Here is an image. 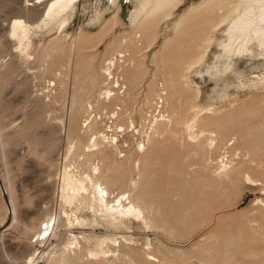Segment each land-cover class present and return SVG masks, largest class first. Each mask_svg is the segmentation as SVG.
<instances>
[{
    "label": "rangeland",
    "instance_id": "rangeland-1",
    "mask_svg": "<svg viewBox=\"0 0 264 264\" xmlns=\"http://www.w3.org/2000/svg\"><path fill=\"white\" fill-rule=\"evenodd\" d=\"M47 1L0 0V264H264V35L220 45L244 1ZM95 164L141 217L64 188Z\"/></svg>",
    "mask_w": 264,
    "mask_h": 264
},
{
    "label": "bare ground",
    "instance_id": "bare-ground-1",
    "mask_svg": "<svg viewBox=\"0 0 264 264\" xmlns=\"http://www.w3.org/2000/svg\"><path fill=\"white\" fill-rule=\"evenodd\" d=\"M39 1L40 0H33L34 3H38ZM75 1L76 0H48L45 5L44 11L42 13L43 21L46 19L57 18L58 16H61V14L66 9L71 7ZM243 1H244L243 5H241V7L236 6L233 9L234 12H236V15L234 19L230 21L229 26L226 29V32H225L226 33V43H224L223 41L220 42L222 50L226 53L228 57L234 53H238V52L241 53V52L247 51L248 43L251 40L255 39L259 43H263L264 0H243ZM170 2L171 0H152V1L144 0L141 7L139 8V11L144 12L145 8L148 6L146 10L148 14H152L154 12L156 13V11L168 5ZM212 4H213V1H212ZM209 6L211 7V5ZM226 18L227 17H222L217 23V25L225 22ZM63 22L61 24H63ZM25 28L26 27L24 26V23L22 21H16L13 25V32L16 33L18 29H25ZM93 166H94L93 167L94 174L93 176H91L93 179H91V177L89 176L90 178L88 181L90 180L92 181H90L89 184H85V185L83 183V184L76 186L75 184L76 181L73 179L72 175L69 174V171H63L61 179H62L64 188L70 189L75 186V188L78 187V190H84V191L90 192L89 194L90 196L88 197L90 202L99 203L101 206L104 207L106 214L112 217H121V216L128 215V214H133L134 216L141 217L143 213L142 208L138 204H134L133 202L130 204V201L128 200L129 196H127L124 199L125 201L126 200L128 201L127 203L124 202L123 197H120L117 201L118 204L111 205V206L107 205V198H106L107 191L104 190L101 187V184L98 182V179L101 176V173H100L101 171H99V166L97 164ZM136 184L137 183L135 181L131 182V186L133 188L136 187ZM74 196H75L74 194L72 195L68 194L64 197L66 198L64 200H66L67 202H70L75 198ZM48 228H49L48 226L45 227L46 230H48ZM42 231L43 230L41 229L39 231V234ZM64 256L66 255H63L62 258ZM34 261H35L34 258L31 257L28 260V264H32ZM37 263H40V261H37Z\"/></svg>",
    "mask_w": 264,
    "mask_h": 264
},
{
    "label": "water",
    "instance_id": "water-1",
    "mask_svg": "<svg viewBox=\"0 0 264 264\" xmlns=\"http://www.w3.org/2000/svg\"><path fill=\"white\" fill-rule=\"evenodd\" d=\"M5 225L0 226V231L4 229Z\"/></svg>",
    "mask_w": 264,
    "mask_h": 264
}]
</instances>
